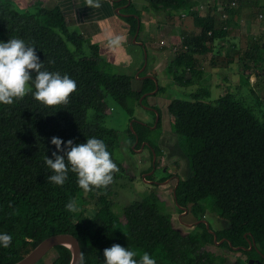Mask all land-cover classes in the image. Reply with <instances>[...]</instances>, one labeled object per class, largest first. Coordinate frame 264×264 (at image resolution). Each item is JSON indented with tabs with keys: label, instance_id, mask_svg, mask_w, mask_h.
<instances>
[{
	"label": "trees",
	"instance_id": "trees-1",
	"mask_svg": "<svg viewBox=\"0 0 264 264\" xmlns=\"http://www.w3.org/2000/svg\"><path fill=\"white\" fill-rule=\"evenodd\" d=\"M227 3L222 9L230 18L219 22L213 15L203 17L194 12L198 1L150 0V6L157 10H186L194 20L193 34L173 43L175 55L166 68L176 85L188 87L195 79L200 80L205 72L197 69V57L212 53L215 40L230 38L236 28L232 21L236 10L233 0ZM30 10L19 8L14 0H0V42L23 39L36 48L43 70L68 75L76 81L77 90L66 106L46 107L32 93L14 100L12 105L0 104V233L12 236L10 247L0 246V264L19 262L42 241L59 234L79 240L83 264H105L104 250L114 244L137 253V260L148 253L156 264H228L226 256L207 249L216 245L205 224L186 236L174 228L172 213L157 191L125 207L122 221L112 209L111 185L106 190L86 193L71 171L63 186L48 182V176L54 173L45 158H53L56 151L51 144L53 137L74 144L86 143L92 137L103 140L119 168L114 181L119 179L125 173L114 158L120 146L119 134L102 124L110 112L107 100L111 98L133 116L132 103L144 104L148 97L143 103L141 98L155 91L156 83L138 79L135 85L133 76L104 71L99 46L90 44L91 54H84L86 39L70 31L60 5ZM254 16L259 19L256 13ZM127 21L131 34L136 35L138 19L133 16ZM261 37L246 52L242 49L239 59L250 60L244 68L248 82L254 68L264 67V34ZM157 93L164 94L165 88L159 85ZM209 96V90L200 89L191 100L174 99L167 104L171 130L185 140L192 171L190 178L180 180L175 205L188 208L191 217L200 219L212 199L217 210L215 218L225 225L216 232L218 241L226 239L220 247L230 253H235L230 243L234 248L249 247L245 235L250 233L247 238H253L264 252V114L259 119L231 93L214 103L203 100ZM91 110L93 116L89 115ZM160 124L161 117L158 127ZM133 128L135 133H129L132 145L138 141V149L148 141L150 129L141 123H134ZM153 148L152 161L154 154L158 158L162 153L160 148ZM73 199L79 207L76 213L65 208ZM92 202L98 210L89 215L86 207ZM52 251L58 256L51 264H70V249L58 246Z\"/></svg>",
	"mask_w": 264,
	"mask_h": 264
},
{
	"label": "rangeland",
	"instance_id": "rangeland-1",
	"mask_svg": "<svg viewBox=\"0 0 264 264\" xmlns=\"http://www.w3.org/2000/svg\"><path fill=\"white\" fill-rule=\"evenodd\" d=\"M194 1L201 2L197 5L198 7L196 6L197 9L194 10V12L199 15L203 17L213 15L219 22L224 18L222 14L223 11L219 10V0ZM220 3V8L222 9V0ZM32 10L34 9H31L30 11ZM166 10L177 17H180L181 13L186 11ZM157 11L161 12L150 6L149 13L154 22L163 18L162 15L164 13H158ZM246 18L251 20L254 19L255 16L253 13H247ZM258 20H260V24H262V19L260 18ZM193 22V17L190 14L186 22V27L183 25V30L180 34L188 36L192 35L195 30ZM69 28L71 32L81 34L80 29H76L74 26L70 25V23ZM229 37L230 38L226 40H215V48L212 53L197 57V69L204 71L205 75H203L200 80L195 79L188 87H180L176 85L172 77L167 75L166 70H163L162 72L159 71L157 74L155 73L152 77L158 81V85L165 88V93L150 95L144 104H139L137 102L134 104L132 103V106L134 107L133 116L117 105V103L111 98L107 100L110 112L105 116L102 124L105 127L118 132L120 146L116 149L114 158L117 162L121 163L125 169V173L119 179L115 180L110 188L112 192L111 199L113 202L112 209L118 216H120L122 221H125V207L135 201H141L157 191L167 202L169 212H171L173 216L174 227L183 234H187L191 230L186 229L179 223V212L175 208L174 200L171 195L173 191L172 186H170L171 184L168 187H163L166 185L164 184L162 187L155 189L156 184H159L164 180H169L170 175L176 176L171 178L172 180H175L174 182H171L172 184L177 183L178 175L182 180H187L192 176L189 159L187 158L185 140L181 136L173 134L171 130V119L167 110V104L170 100H191L193 99L192 95L197 93L200 89H207L209 90L210 96L203 98V100L205 102L214 103L226 93H231L237 100L242 102L244 106L253 110L258 118L262 120L264 114V67L260 66L259 71L257 68L254 70V73L258 74V83H256L255 77H250V82H248L249 79L245 75L244 68L245 65H250H248L250 60L246 58L243 59L242 62L239 61L243 52H246V48L254 45V36L251 32V28L249 25L243 27V30L236 27L232 29ZM157 38H159V36H157ZM232 44H234L237 50ZM171 47L174 48V46ZM69 48L75 50V47L72 44H69ZM83 51L86 56H89L91 54L90 44L86 42L83 46ZM100 56L104 60V71L113 74L119 73L105 56L101 54ZM152 64V61H150L146 73L152 72ZM143 68L144 67H142L141 70H143ZM146 73H142V76L140 77L138 72L132 75L135 78V85L138 83L136 80H143L146 77ZM252 84L253 88L258 89V96L253 93ZM258 85L260 86L258 87ZM150 106H157L156 110L161 117V124L159 127V121L157 122L156 114L147 109ZM94 114V111H89L90 116H93ZM132 123H141L150 129L148 131V141L142 143L138 149H135L138 142H135L132 145L129 133L131 131ZM153 146L160 148L162 152L161 156L157 158V164L160 165L157 169H150L152 164L151 156L154 150ZM161 168H166L169 172L167 173L165 169ZM207 205V218L210 221L212 228L218 230L224 227L225 225L223 221H219L215 218L217 217V210L214 206L213 200L209 199ZM86 209L87 214L89 215H94L98 210L95 202L90 203ZM182 221L187 225H191L194 219L189 215ZM217 246L219 245L207 247V249L213 250L215 255H225L228 264H232L237 260L238 255L236 253H230V251L226 249H219ZM57 256V253L52 251L38 264H51Z\"/></svg>",
	"mask_w": 264,
	"mask_h": 264
},
{
	"label": "clouds",
	"instance_id": "clouds-1",
	"mask_svg": "<svg viewBox=\"0 0 264 264\" xmlns=\"http://www.w3.org/2000/svg\"><path fill=\"white\" fill-rule=\"evenodd\" d=\"M90 9H100V0H85ZM125 37L111 36L107 46L116 50L123 46ZM44 69L36 48L29 46L23 39H10L0 42V104L12 105L14 100H22L32 93L34 99L49 108L67 105L71 95L77 90V83L68 75L52 73ZM33 73L35 77L33 78ZM33 86L35 91L33 92ZM56 151L53 158H45V164L52 170L48 182L63 186L68 179L69 171L76 174L78 186L84 192L94 189H107L114 182V175L119 172L103 140L88 138L86 143H66L57 137L51 139ZM63 145V147H62ZM62 153V154H57ZM68 212L76 213L79 207L76 200H69L65 205ZM12 244V236L0 233V246L8 248ZM105 264H156V260L144 253L139 260L137 253L114 244L103 253ZM83 264V254H81Z\"/></svg>",
	"mask_w": 264,
	"mask_h": 264
},
{
	"label": "crops",
	"instance_id": "crops-1",
	"mask_svg": "<svg viewBox=\"0 0 264 264\" xmlns=\"http://www.w3.org/2000/svg\"><path fill=\"white\" fill-rule=\"evenodd\" d=\"M220 1L218 5L219 10L223 11L224 18L222 19L230 18L227 12L220 8ZM227 1L222 0L223 8L228 4ZM233 1L232 6L236 10V15L232 21L236 27L243 30V27L249 25L255 37H253V41L260 40L261 35L264 34V0ZM100 2L102 4L100 9H90L85 0H14V3L21 9L50 8L56 4L60 5L68 24L70 23L76 29H80L81 35L88 44H97L100 54L105 56L120 74L132 76L138 72L139 75H142V73H146L150 61L153 63L152 72H147L146 76H153L159 71H165L175 55V47L171 46L177 39L188 36L180 33L183 30V25L186 27L190 13L185 11L181 13L180 17H177L167 10H160L161 12H157L164 13L163 18L154 22L149 13L150 0H100ZM122 2L125 3L120 4ZM118 10L127 16H121L117 13ZM247 13L259 15L262 24H260V20H255V18L248 20L246 18ZM133 16L139 17L140 33L137 39H135V35L131 34V24L127 21ZM116 35L124 36L125 41L122 48L113 50L107 46V39ZM145 52L148 54L146 67ZM142 67H144L143 70H141ZM254 70L251 77H255L256 83H258V74H255ZM257 70L259 71V67ZM253 91L258 96V89L253 88ZM150 107L157 108V106Z\"/></svg>",
	"mask_w": 264,
	"mask_h": 264
},
{
	"label": "water",
	"instance_id": "water-1",
	"mask_svg": "<svg viewBox=\"0 0 264 264\" xmlns=\"http://www.w3.org/2000/svg\"><path fill=\"white\" fill-rule=\"evenodd\" d=\"M121 10H118L117 13L120 14L121 16H127L124 15L120 12ZM137 19H139L138 16H135ZM140 33V25L138 26L137 29V33L135 35V39H137L138 35ZM145 58H146V63H145V67L147 65V58H148V54L147 52H145ZM144 79H152L155 81L156 83V89L155 91L144 95L141 100L140 103H143V100L150 96V95H155L158 91H159V85H158V81L152 77V76H146ZM150 111L155 112L156 116H157V122L160 121V115L159 112L154 109V108H147ZM131 130L134 132V128H133V123L131 124ZM138 142V141H137ZM147 144V143H146ZM154 153V150H153ZM155 163H156V155L154 154V168H155ZM178 182H180V179L178 178ZM206 224V227L209 229V232L214 236V241H215V245H221L223 244L226 239L222 240V241H218V236L216 234V232H214L211 228H210V223L208 221H200ZM198 222V223H200ZM58 246H64L68 249L71 250L72 253V259L70 264H81V254H82V249H81V245L79 240L70 234H59V235H54L51 236L47 239H45L44 241H42L30 254H28L25 258H23L22 260H20L19 262L15 263V264H38L39 262L42 261V259L54 248L58 247ZM230 246L232 249L237 250L239 248H234L232 246V244L230 243Z\"/></svg>",
	"mask_w": 264,
	"mask_h": 264
},
{
	"label": "flooded vegetation",
	"instance_id": "flooded-vegetation-1",
	"mask_svg": "<svg viewBox=\"0 0 264 264\" xmlns=\"http://www.w3.org/2000/svg\"><path fill=\"white\" fill-rule=\"evenodd\" d=\"M154 109H157V108H154ZM153 112V111H152ZM155 113V112H154ZM151 166L154 168V156H153V161H152V164H151ZM158 166H160L159 164H157V156H156V163H155V168L157 169V167ZM161 169H165L166 170V172L168 173L169 172V170H167L166 168H161ZM170 175V174H169ZM172 177H176V176H173V175H170V179L169 180H164V181H162V182H160L159 184H156V188L155 189H157V188H159V187H162L164 184H166V185H164L163 187H168L170 184V186H172V188H173V191H172V193H171V195H172V198H173V200H174V204H175V199H176V189H177V187H178V184H179V182L177 181V183L176 184H172L171 182H174L175 180H172L171 178ZM177 178H179L178 176H177ZM180 179V178H179ZM169 183V184H168ZM161 198H162V196H161ZM162 200H165V199H163L162 198ZM165 203H166V205H167V202H166V200H165ZM167 208H168V206H167ZM175 208L178 210V212H179V223H180V225L182 224L186 229H191L187 234H183L181 231V233H182V235L183 236H186V235H188V234H190L191 232H193V231H195L196 230V228L198 227V225H200V224H205V223H203V222H200V221H208L209 223H210V221L208 220V218H207V213L202 217V218H200V219H195L193 216H192V218L194 219V221L192 222V224L191 225H187L185 222H183L182 220L185 218V217H188L190 214H191V212H190V210L188 209V208H185V207H181V206H179V208H177L176 207V205H175ZM168 211H169V209H168ZM192 215V214H191ZM198 222H200V223H198ZM206 225V224H205ZM173 226H174V224H173ZM175 228V227H174ZM210 228H212V226H211V224H210ZM176 229V228H175ZM208 229V228H207ZM178 230V229H177ZM209 230V229H208ZM212 230L214 231V232H217L218 230H214L213 228H212ZM248 234H250V233H247L246 235H245V238L247 239V242H248V244H249V247H246V246H244V245H241V246H239V247H236V248H239V249H237V250H235V253L238 255V257H237V260H239L240 262H241V264H264V252H262V250H260V248L257 246V244H256V242H255V240L252 238V239H248L247 237L249 236ZM224 240V239H223ZM222 241V240H221ZM220 242V241H219ZM222 245V244H221ZM221 245H219V246H217V247H219V249H223V248H221L220 246ZM253 251H256V254H253L252 252ZM245 252H249L250 254H251V256H248V255H246L245 254ZM221 257H225V255H220ZM236 260V261H237Z\"/></svg>",
	"mask_w": 264,
	"mask_h": 264
}]
</instances>
